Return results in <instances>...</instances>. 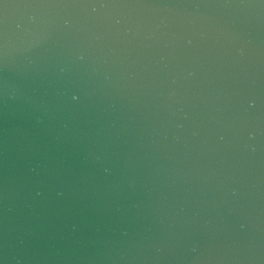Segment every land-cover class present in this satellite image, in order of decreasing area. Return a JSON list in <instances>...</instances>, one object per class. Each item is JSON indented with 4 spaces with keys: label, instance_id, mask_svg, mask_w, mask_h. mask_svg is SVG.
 <instances>
[{
    "label": "water",
    "instance_id": "water-1",
    "mask_svg": "<svg viewBox=\"0 0 264 264\" xmlns=\"http://www.w3.org/2000/svg\"><path fill=\"white\" fill-rule=\"evenodd\" d=\"M0 264H264V0H0Z\"/></svg>",
    "mask_w": 264,
    "mask_h": 264
}]
</instances>
